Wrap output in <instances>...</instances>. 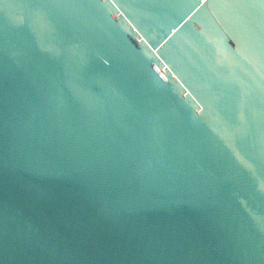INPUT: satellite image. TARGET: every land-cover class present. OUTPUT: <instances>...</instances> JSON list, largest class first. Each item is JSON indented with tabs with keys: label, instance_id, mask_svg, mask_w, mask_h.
<instances>
[{
	"label": "water",
	"instance_id": "water-1",
	"mask_svg": "<svg viewBox=\"0 0 264 264\" xmlns=\"http://www.w3.org/2000/svg\"><path fill=\"white\" fill-rule=\"evenodd\" d=\"M0 264H264V0H0Z\"/></svg>",
	"mask_w": 264,
	"mask_h": 264
}]
</instances>
